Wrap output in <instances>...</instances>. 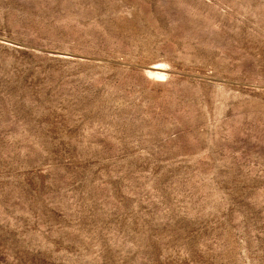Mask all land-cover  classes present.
Segmentation results:
<instances>
[{
    "label": "rangeland",
    "instance_id": "rangeland-1",
    "mask_svg": "<svg viewBox=\"0 0 264 264\" xmlns=\"http://www.w3.org/2000/svg\"><path fill=\"white\" fill-rule=\"evenodd\" d=\"M0 264H264V0H0Z\"/></svg>",
    "mask_w": 264,
    "mask_h": 264
},
{
    "label": "clouds",
    "instance_id": "clouds-1",
    "mask_svg": "<svg viewBox=\"0 0 264 264\" xmlns=\"http://www.w3.org/2000/svg\"><path fill=\"white\" fill-rule=\"evenodd\" d=\"M154 70L145 71V77L153 83H165L169 79L168 69L170 66L166 63H160L153 66Z\"/></svg>",
    "mask_w": 264,
    "mask_h": 264
}]
</instances>
